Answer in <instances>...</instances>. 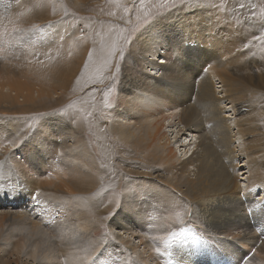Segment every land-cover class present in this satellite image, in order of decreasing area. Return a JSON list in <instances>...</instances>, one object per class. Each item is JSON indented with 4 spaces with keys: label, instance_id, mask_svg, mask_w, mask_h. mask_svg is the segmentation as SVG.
<instances>
[{
    "label": "bare ground",
    "instance_id": "6f19581e",
    "mask_svg": "<svg viewBox=\"0 0 264 264\" xmlns=\"http://www.w3.org/2000/svg\"><path fill=\"white\" fill-rule=\"evenodd\" d=\"M30 1L27 0L26 3L28 6L30 5V7L31 6L33 7L34 5ZM87 1L88 0H75V2L77 3L81 2V4ZM23 7L24 6H22L21 8L20 7L14 8L16 10L13 11L11 9V6L9 5V2L8 4L3 3V5H0V115L2 116L4 115L5 117L10 118L9 132L8 131L5 132H8V135L13 138L17 137L18 136L17 132L18 131L20 132L22 130L21 125L13 123L11 119L14 115H17L16 107L19 106L21 110H27L28 107L30 106L34 107L38 105V102L40 100L43 101V97H46L45 99H49L51 95L57 93L58 89L65 87L67 83V81H65L66 76L69 81L68 82L69 84H67V87L65 88L68 89L69 85L70 88H72L70 82H71V78L73 77L71 76V74L67 75L69 72V70L66 71V69L68 68L67 65L63 63H59L63 59L62 53H57V52L50 53L54 57H50L49 55L47 57L46 55H43L44 54L42 50L43 33L37 26H34L37 25V23L31 21L32 20L30 17L31 13L30 12L28 13V11L26 12ZM226 15L227 17H225V19L233 24L234 21L232 22V19L234 17L232 18L231 14H226ZM213 18L216 19L218 17L215 16ZM167 20L169 24L173 23L172 21L174 20V12L168 14ZM191 24H194V21H192ZM178 25L181 26L180 23H178ZM185 27L186 29L183 28L182 33L187 37L186 39L190 43L192 42L190 39L194 38V32L191 29H189L188 23H185ZM204 28L212 29V25L208 24V22L206 21H202L200 29H204ZM181 29H182L181 27H176L174 30L178 34L181 31ZM220 29L221 28H219V31ZM75 31L76 30L70 31L71 39L75 38V35L73 34L75 33ZM237 31H238L237 27L232 26L227 30V34L229 37H231ZM103 33H104L103 36L106 38L104 42L105 44H102L101 47H98L96 49V56L93 59V63H94L93 67H95V74L97 72L101 73L107 68V64L109 62L105 61L103 58L104 54L107 53V49L104 46L108 45L109 43L111 44V41L114 38L112 32L110 31V27L109 28L106 27V30L103 31ZM151 36L154 38L153 33L149 35V40L151 39ZM239 38L240 36H238V39H236L235 41H232L230 43L227 42L226 44H222L220 42L219 51L215 50L211 46L203 45L201 46V49L199 50L198 54L192 55L188 53L187 55H185V58L184 59L182 58V60L178 63L176 62L177 60L171 62V59L164 60L165 58H163L160 60L158 58L157 63H160L159 69L161 72L157 75H153L155 77H159V80L157 79V81L156 82L154 81V83L152 82L153 80L151 81L149 79L150 78L149 76H152L151 74L155 72L153 71L150 73H146L145 75H142L141 70L137 67L134 50L131 51L129 55V57H131V60L129 61L130 63L127 62V64L124 66L123 70L121 71L120 90H122V93L125 92L133 93L135 91L139 92V91H145L147 89L155 94H157V92L160 93L168 103L177 102L178 104L183 105L179 110V112H177L178 114H176L174 110L168 111V109L165 110L164 108L163 110L155 103H152L150 106H147L151 102V99L146 95L136 96L138 94L136 93L135 96L132 97L130 96L131 97L130 99L132 101H128V106L125 107L123 106L125 104V100H124L125 94L124 95L119 94L120 106H123L129 111V114L134 117V122L132 126L131 124H129V122L118 127L113 126V132L123 142H126L127 144L129 141H133L134 142L133 147H136L138 149V151L134 150L137 154L141 152H145V156L140 159L142 163L145 162H147L148 164L155 163L154 165H156L151 167L144 166L143 168L145 170L141 173H137L138 177L147 176L148 178L151 179L153 178L159 181L161 184H163L164 187H166V185H169L174 190L180 193L181 198L180 197L177 198L174 195H172L170 192L166 191L164 187L161 189L159 188V190L154 189L155 192L157 193H162V194L165 193L166 194L165 198H168L169 200H166L167 203H165L163 208H161L160 205H157L156 207L153 206L152 210L157 212L159 210L161 212H166V213L168 212L169 213L168 216H170L171 219H173V217H177L178 219H182L181 221H185L183 222L182 229H176L179 226L178 224L177 227L169 228L166 234L163 233V231L166 230L165 227L155 228L156 227L155 224V227H153L154 229H152L151 232L154 235L156 234L160 235L162 241V243L160 244L157 243V241H155L156 238H153L151 235H147L144 233L136 235L137 229L135 230L134 227H132V224L135 223L136 225H138L137 224L138 219L134 218L137 210H135L131 206H127V203L124 202L125 204L122 206L120 210V214L117 215L112 220L111 226L112 227L118 226L119 228L124 229L123 234L126 233V235L128 236H123L122 234V237L119 238L121 242L120 245L124 247L126 246L125 248L123 247V249L126 252L130 251L132 255L142 260V262L144 261L148 263L150 260H155L156 255L159 253L157 252V249H159V251H164L165 249L169 248V250L171 249L173 250L170 253L172 254L171 258L174 264H196V261H198V259L200 261V263L198 264H264V238H262V236L264 237V233L262 232V230L264 231V201L263 200L261 201L260 199L257 200V198L253 199L252 197L253 195L248 196V193L253 194L251 189L254 190V188H257L259 186V184H264V168L261 166L264 165V161L262 157H255L253 159L256 168L255 170H253L252 173H250V176L248 177L249 187L246 188L247 192L242 194L241 191H239L241 186L238 184L236 177V172H237L236 170L238 169L236 168L237 155L233 142L234 141L233 140L234 135L232 132L233 129L231 130V127L228 123V119L225 116L222 108L221 96L223 94L219 95L217 93L218 90L215 88L216 85L214 82L215 77L218 78V80H220L219 82L222 83L223 92L225 94L224 98H227L228 100H231L233 102L237 100L238 103L235 102L234 105L235 107L237 106L239 111L250 110L251 113L249 115L255 117V119L256 116L253 115L259 116V113L260 115L264 113L262 110L263 106L259 103V100L257 101L255 99L257 93H259L258 87L255 86V80L253 79L251 81L244 83V81L241 78L237 77V74L239 73V72L237 73V70L241 71L242 67L238 66L236 68L234 66V61L242 60L243 53L241 51L242 49L241 47L243 46V44L246 45L249 42L248 40H247L248 42L247 41L244 42L243 39L239 41ZM209 42L213 43V39H211ZM214 42L216 41L214 40ZM144 48L146 47L144 46ZM67 50H68L67 53L74 54L75 42L71 43ZM177 51H179V47L174 46L172 51H170L169 53V57L174 55L175 52ZM236 52H238V54ZM232 53L234 57H232ZM156 67L157 66L153 68ZM232 68L236 70V74H234L235 72L232 70ZM55 72L57 73L55 74ZM240 74L238 76H240ZM193 76H197L196 82L193 85H189L190 79ZM245 86L250 87L251 96L253 97L250 100V102H253L254 104L249 105L247 104L246 100L241 99L242 92ZM70 91L72 90L70 89L69 92H64L63 93L64 96L69 94ZM139 93L144 94L143 92H139ZM91 94H93V92H91ZM194 94L197 95V98ZM86 95L87 97L86 96L82 97L80 101L82 102L83 105H87L88 110L85 109V106L84 109L86 112H88L87 115H89L92 118L94 116V113L93 111L91 112L89 110L91 107L90 104L91 102L88 99L89 93H87ZM258 98L260 99V97ZM42 101H41L42 106L40 107H44ZM191 101H193L194 103L197 101V103L200 105L201 108L202 107L205 108V111L209 116L210 124L208 126L205 125L198 118H196L195 116L196 108L192 107ZM42 110L45 111L46 109H42ZM258 111L259 113H257ZM149 113L153 119L150 118ZM41 114L42 113L40 112L39 118H44L46 116V115L42 116ZM164 117H167V119L176 117L180 122V124L182 125L180 131L182 130L184 131H182L177 138V142H178L177 145L179 146L187 147L190 144L189 141L182 140V137L185 135L187 130H189V132L190 131L195 133L197 132L198 141H196V145H195L196 149H193L191 151L192 148L190 146V148L186 152L181 153V155L178 156L179 153H177L175 148H173V146L168 145L167 146L168 152L166 153V155L161 153V150L159 149V146L156 144V142L159 140L161 141L167 138L168 136L165 132H161L164 126L162 122V119ZM57 119L63 121L64 123L61 124L63 130L59 135L60 143L58 142V144L60 145V147L64 150L70 149L71 151L72 150L74 151L75 148L78 149L80 147H83V149L86 150L87 149L86 143L83 141L81 137L82 131L85 128L83 124L79 122L78 124L73 125L72 122L69 121L67 117L63 116V114H61V116ZM251 119L250 121L254 120V118L253 120ZM247 120L242 117L237 118L236 126H238V131L240 133H243L244 130H247L246 133H248V131L251 130L249 128H252L251 134H253L252 136H254V138L252 137L251 141L254 140L256 144L258 139L257 140L255 139L261 137V134H263L264 132H262L263 130H261V133H259L260 131L258 130L260 129L261 126L259 128H257L256 126L252 127L251 124L253 122L250 124L251 127L250 125H247L248 123H250V121H248L247 123ZM47 121H51V118H49ZM239 121L241 122L239 123ZM242 123L244 124V126L246 125L248 126L247 129L241 127ZM256 125L258 126V124ZM103 128H105L104 125ZM103 128L101 129L100 127L98 128L97 132L95 131L97 133L96 134L98 139L97 142H99L100 144L98 146V149L102 150V152H104L106 150V147H108V145H106L105 140L103 139V137L106 139V135H107V133H104ZM48 130L49 129H45V131L42 132L43 134L42 136L47 137L46 132ZM67 138L72 139L73 143L70 144V141H68ZM48 141L51 142V140ZM37 142L38 140H33L31 143L28 142L30 144L28 145V149L35 151V143ZM250 149L252 150V153L257 154L258 152L260 153L261 150H263L264 148H257V149L254 148V150L252 148ZM251 150L249 151L251 152ZM84 151L82 150V152ZM88 154H90L89 158H91L92 166L88 169L87 172L79 170L80 172L79 176L74 175V173L72 172L70 173L64 172L61 174L58 170H51V172L55 175V177L58 180L57 179L44 180V179H37L38 177L37 178L34 177V171H33V176L27 174V176H24L25 178H20V180L23 181V184L19 183L20 180H18L19 178H16V176L13 177L10 176L9 178L6 177L7 179L3 177L5 178V180L3 181L0 180V202H4V203H1L2 205L0 206L8 207L9 205H12L13 208H18L19 199H17L15 203H10L9 202V200L11 199L10 197L12 196L13 199V194H17V193L26 194L27 192L29 194V201L33 203V205L34 204L37 205L36 209L40 206L43 209V211L41 212L44 213L49 207L52 208L51 205L53 203L51 204V202L52 201L54 202L55 200H57L55 202L57 203V205L61 203L64 204V207L71 206V209H69V211L72 210L74 207L76 212H73L70 215L75 219L76 222H78L76 229L73 230L71 228L72 229V231H70L71 233H69V230L67 233V230L65 231V229L63 228L61 229L60 233L64 230V232H66L65 233L66 235H62L64 233L62 232L61 234L62 237L60 236L59 233L57 235H59L61 238H59V236L56 238H59L60 242H63L65 244L80 243L81 246L87 245L88 248L94 247L93 243L100 240L103 234L101 232L105 230L103 229L104 224L101 223L100 217L102 218L104 216H110L113 209L116 208L121 202L116 194H110L107 197L106 199V203L108 205L107 208L103 205V201H102V198H104V196L107 195L111 189H116L115 185L117 182V178L119 179L120 177L117 175V176H113L110 181L106 180V182L101 181L98 183L95 182L93 183L92 176L96 171V169H98L97 167H101L102 165L96 162L94 158L96 156L95 153L91 154V152H89L88 150ZM94 154L95 156L93 157ZM38 158L40 157L38 156ZM175 158L182 160L180 161L181 164L180 168L182 169L186 168L188 164L194 165L195 171L193 178H187L183 183L179 184L176 181H170L169 179H165L161 174H158L156 177H152L155 171L156 172L161 171L159 165H157L158 161L172 162V160ZM15 159H10V160L8 159V162L13 160L12 163H14L16 162L14 161ZM79 160L83 161L80 155H79ZM21 162L23 163V161ZM32 163L34 164V162ZM15 164H17L18 168H20V166L23 165V164L18 165V163ZM26 164L27 163L24 164L25 169L23 168L25 171H26ZM12 165L11 167H15ZM64 166H66L67 169L75 170L74 168L71 169L67 167V165ZM103 168L105 174L111 172L109 173V175L112 174L113 172H114L113 174L115 175L116 170L118 169L117 166H115V168L113 169V166L111 165L104 166ZM32 170H36V168L33 167ZM98 171L100 170L98 169ZM143 173H145V175H143ZM21 175L23 176V174ZM39 177L41 178V175ZM74 177L79 179V181L81 179V182H85L84 184H87V182L88 184L84 187H81L83 184L80 185L78 180L77 181L79 184L76 183L75 182L76 179ZM123 177H125V179L127 180L126 183L129 184L128 180L131 179L125 176V174ZM233 181L236 182V186L234 188L233 186L235 185V183L232 186ZM135 182L131 183L130 188L131 186L132 188L130 191H133L132 189H136L138 186H140V183H135ZM90 183L92 184L90 185ZM128 184L127 185L125 184L126 188L129 187ZM24 185L26 186V188H23ZM66 187L67 189L69 187H71V189H73V187L76 188L70 190V192L72 191L75 193V194L73 193L71 194V195H75L74 196L75 198L74 197L70 198L69 196H68L69 198L64 197V200L61 198V193L66 189ZM70 192L68 193L70 194ZM124 192L129 193V191H124ZM49 204L51 205L49 206ZM183 205H186L189 208V211L191 213L189 218H187L183 214L185 210L183 208ZM50 208L48 209V211L49 210L51 211ZM142 209L144 210V208ZM243 209L244 212H242ZM40 210L41 209H39V211ZM146 210H150V209H146ZM29 211L30 210L26 208L20 207V209L18 210L9 209L3 211L0 214V237L3 235L6 236L4 230L8 228L7 225H9V228H11L10 230L9 228L7 229L9 231L13 230L12 229L13 225L10 227L11 224L18 223V227L20 226L19 223L23 225V226L21 225L22 227L20 226V229L22 230V234L20 231L21 242H19V244H17L15 248L16 253H14V255L12 253L13 257H3L2 255H0V264H30L29 262L23 261V259L25 260L26 257L21 258L23 256L20 255L21 248L24 247L23 245L26 244L27 241L30 242V240L33 243L35 242V248L32 257L36 261L40 259L38 264H59V262L57 261L58 255L54 253L55 248H53V250L49 249L50 251L47 250L48 248H44V244L47 245L48 244L47 242L51 243L50 245H48L49 247L56 245L55 242H59V241L54 242L51 238L52 237L51 235L54 234L55 229H57L54 228L55 227L54 224H53L54 227H52V224L51 227L49 226L50 233L52 234H49L46 231L42 232L44 229L43 230L41 229L42 225H45L48 222L47 220L51 217H49V215L45 213V215H43L44 217L41 215V218L40 217L37 218L34 215H31ZM61 212L63 213L64 211ZM64 213L67 214L66 212ZM64 216L62 218H64ZM151 219H149V221ZM65 220L66 218L64 219V221ZM51 221H53V219ZM153 221L155 220H152V224L157 223V221H155L154 223ZM66 222H64V225L66 224ZM93 222H96L97 224H94ZM45 226H43V228H45ZM49 228H46L45 230ZM196 228L198 230L200 228H204V230H206L207 233L209 234L211 233L210 235L211 236L213 235V238L211 237L208 238L212 240V241L209 240L211 241V243H213V241L216 240L218 241L214 245H211L210 243V246L206 247V250H204L205 251L204 254L202 252H200L199 254V250L196 249V247L199 246L200 243L199 240H197L198 235ZM80 230L82 231V234H80L81 237L79 236L80 238H76L74 232H78ZM170 230L173 231L170 232ZM260 230L262 232V235L258 234V236H256L255 232H258ZM13 231H16V229H14ZM173 232L182 233L181 236L179 237V240H181L182 238L181 240L182 242H180L179 249H176V247L174 246L176 241H173L169 246L166 247L165 242L169 240ZM44 233L47 236L46 238L40 236V234L42 235ZM11 235H13V233ZM37 235L40 236V238H38L37 242L33 241L32 239L35 238V236ZM4 236L2 237V239H4ZM11 237L9 238L10 240ZM137 237L141 242L142 245L141 249L139 248L138 245H134L131 243V239ZM36 239L37 237L35 238V240ZM32 242H30V244L33 245ZM206 242H208V240H206ZM33 247L34 246H32V249ZM252 248L255 249L258 258L257 256L256 258L250 256L249 252L252 251L251 250ZM98 251L99 250H95V254L98 253ZM92 255L94 256V254ZM196 256L198 257L195 258ZM243 258L244 259L247 258L248 260L246 259V261H244ZM106 260L107 258H105V255L102 256L98 254L95 256V258H92L91 264H106L105 263ZM70 262L71 264L75 263L74 260H71ZM156 264H159V261H156Z\"/></svg>",
    "mask_w": 264,
    "mask_h": 264
},
{
    "label": "rangeland",
    "instance_id": "374dc122",
    "mask_svg": "<svg viewBox=\"0 0 264 264\" xmlns=\"http://www.w3.org/2000/svg\"><path fill=\"white\" fill-rule=\"evenodd\" d=\"M13 1L15 6L13 4ZM8 2L13 11L16 10L14 8L17 7L21 8L22 6H24L23 7L24 10L26 12L28 11V13L29 12L31 13L30 14V17L32 19L31 21L37 23V25L34 26H37L43 33L42 34V50L44 53L43 55H46L47 57L48 55L50 57H54L50 53L52 52L62 53L63 59L59 63L66 64L68 67L66 71L69 70L67 75L71 74V76L73 77L71 78V82H70L72 88H70V85L68 86V89L65 88L67 87V84H69L68 83L69 81L66 76L65 81H67V83L65 87L58 89L57 93L51 95L49 99H45L46 97H43V101L40 100L38 102V105L34 107L30 106L28 107L27 110H21L19 106L16 107L17 115H14L11 119L13 123L21 125L22 130L20 132L19 131L17 132L18 133L17 137L13 138L8 135L10 129L9 127L10 118L5 117L4 115L3 116L0 115V128H1L0 129V176L2 177V178L0 177V180L3 181L5 180L6 177L9 178L10 176L12 177L16 176V178H19L18 180H20V178H25L24 176H27V174L33 176V171H34V177L36 178L38 177L37 179H44V180L57 179L55 175L51 172V170H58L61 174L64 172L67 173L72 172L74 173V175L79 176L80 174L79 170L87 172L88 169L92 166L91 158H89L90 154H88V150H89L91 154L93 153L96 154V156L94 154L93 157L95 156L94 158L96 162L102 165L101 167H97L100 171L96 169V171L94 172L92 176L93 183L94 182L98 183L101 181L106 182V180L110 181L113 176H117V175L120 177L119 179L117 178V182L115 185L116 189H111L108 192V194L105 195L104 198H102L103 205L106 208L108 207L106 203V199L110 194H116L121 202L117 206L118 208L116 207L117 209L116 208L113 209L110 216H104L102 218L100 217L101 223L104 224L103 229L105 230H103L104 232L103 231L101 232L103 234L100 240L93 243L94 247L88 248L87 245L81 246L80 243L65 244L63 242H60L59 238H61L62 235H66L65 234L66 232H64V230L62 231L64 232L63 234L62 232L60 233L61 229L64 228L65 231L67 230V233L68 230L69 233H71L70 231H72V229L73 230L76 229L78 222H76L75 219L70 215L73 212H76V210L73 207V209L70 210L72 212H70L69 209H71V206H65L66 207L65 208L64 204L59 203L57 205V203H55L57 200H55L54 202L52 201L51 204L52 203L53 204L52 205L49 204V206L51 205L52 208L47 206L51 209V211L50 210L48 211L49 209L48 208L45 212L51 218H49L50 220L49 219L47 220L48 221L47 223L45 222L47 224V225L45 224L46 226L42 225L41 229L44 230L41 231L42 232L46 231L47 233L52 234L50 233V228H49V226L51 227L52 224V227L55 226L54 228L57 229H55L56 234L55 233L52 234L51 238L54 242L55 241H59V242H55L56 245H53L51 247L48 246L51 243L47 242L48 244L47 245L44 244V248H48L47 249L48 251H50L49 249L53 250V248H55L54 253L58 255L57 261L59 262V264H71L70 262L71 260H74L75 263L73 264H91L92 258H95V256L98 254L102 256L105 255V258H107V260L105 261L106 264H133V263L156 264V261H159V264H174L171 258L172 254L170 253L173 250L172 249L169 250V248L167 249L164 248L166 251L165 250L159 251V253L156 255V259L154 258L155 260H150L148 263L144 261L142 262V260L132 255L130 251L126 252L123 249L124 246L120 245L121 242L119 238L122 237L124 229H121L118 226H113V227L111 226L112 220L117 215L120 214V210L122 206L125 204L124 202L127 203V206H131L135 210H137L134 218L138 219V223H137L138 225H136L135 223L132 224V227H134L135 230L137 229L136 235L143 233L147 235H151L153 238H156L155 241H157V243L160 244L162 243L160 235L158 234L154 235L151 232L152 229H154L153 227H155V224H156L155 228L165 227L166 230H164L163 233L166 234L169 228L177 227L178 224L179 226L176 229H182L183 222H185V221H181L182 219H178L177 217H173V219H171V217L168 216L169 214L168 212L167 213L161 212L160 210H159L160 212L159 211L157 212L152 210V207L153 206L156 207L157 205H160V207L163 208L165 203H167L166 200H169L168 198H165L166 196L165 193L164 194L157 193L154 190V189L159 190V188L161 189L164 186L159 181L153 178L151 179L148 178L147 176L138 177L137 173L143 172L145 170L143 168L144 166L151 167L156 165H154L155 163H150V164H148L147 162L142 163L140 159L145 156V152H141L137 154L134 151V150L138 151L136 147H133L134 142L129 141L128 142L129 145L126 142H123L113 132V126L118 127L126 124L127 122H129L131 126L133 125L134 117L130 115L129 111L123 106L127 107L128 101H132L130 98L132 96H135L136 93H138L136 96L146 95L151 99V102L147 106H150L152 103H155L159 107H161V109L163 108L165 110L168 109V111L174 110L176 114H178L177 112H179V110L183 105L178 104L177 102L168 103L160 93L157 92V94H155L147 89L145 91H139V92H143L144 94L139 93L138 91L137 92L135 91L133 93H128V92L122 93V90H120L121 71L123 70L127 62L131 60V57H129V55L130 52L134 50L137 67L141 70L142 75H145L146 73H150L153 71L155 72L151 74L152 76H149L150 77L149 79L151 81L153 80L152 82L154 83V81L156 82L157 79L159 80V77H155L153 75H157L161 72L159 69L160 63H157L158 58L160 60L163 58H165L164 60L171 59V62L177 60L176 62L178 63L182 60V58L184 59L185 55H187L188 53L192 55L198 54L199 50L201 49V46L203 45L211 46L215 50L219 51L220 42L222 44H226L227 42L230 43L238 39V36H240L239 41L243 39L244 42H246L247 40L249 42L247 41L248 42L247 47H245L244 44L241 47L242 48L241 51L243 53L242 60L234 61V66L236 68L238 66L242 67L241 71L237 70V73L239 72L237 74V77L241 78L244 81V83L251 81L253 79L255 80V86L258 87L259 89V93H257L255 99L257 101L259 100V103L263 106L262 110L264 112V0H143V2L142 0H88L87 2H83L82 4L81 2H79L80 4L75 2V0H31L30 2L34 5L33 7L27 5L26 3L27 0H0V5H3V3L8 4ZM241 5H243V7ZM171 12H174V20L172 21L173 23L169 24L167 19H168V14ZM226 14H231L232 18L234 17L232 19V22L234 21L233 24L225 19V17H227ZM215 16L218 18L216 19L213 18ZM192 21H194V24H191ZM202 21H206L208 22V24L212 25V29H207V28L200 29ZM178 23H180L181 26H179ZM185 23H188L189 29H191L194 32V38L190 39L192 41L190 43L186 39L187 37L182 33L183 28L186 29ZM232 26H236L238 31L234 33L233 36L229 37L227 34V30ZM106 27L108 28L110 27V31L112 32L114 37L113 40L111 41V44L109 43L108 45L104 46L107 49V53L104 54L103 58L105 61L109 63L107 64V68L103 72L101 73L97 72L95 74V67H93L94 65L93 59L96 56V49L98 47H101L102 44H105L104 42L106 38L103 36L104 35L103 31L106 30ZM176 27L182 28L178 34L174 30ZM219 28H221L220 31ZM73 30H76L75 33H73L75 35V38L71 39L70 31ZM151 33H153L154 38L151 36V39L149 40V35ZM255 36H260L261 39L259 40L254 39ZM211 39H213V43L209 42ZM214 40L216 42H214ZM74 42H75V53L74 54L67 53L68 52L67 49L69 45ZM144 46L146 48H144ZM174 46H178L179 51L175 52L174 54L175 56L172 55L169 57V53L170 51H172ZM236 53L238 54V52ZM232 57H234L233 53H232ZM155 66L157 67L153 68ZM232 70L235 72L234 74H236V70L233 68ZM56 73L57 72H55V74ZM239 74L240 76H238ZM196 79L197 76H193L190 79L189 85H193L196 82ZM219 81L220 80H218V78L216 77L214 78V82L216 85L215 88L218 90L217 93L219 95L223 94L221 96L222 97L221 99H222V108L224 114L228 119V123L231 127V130L233 129L232 130L234 135L233 142L237 155L236 168L238 169L236 170L237 171L236 177L238 184L241 186L239 191H241V193L243 194L247 192L246 188L249 187L248 177L250 176V173H252L253 170H255L256 168L253 159L255 157H262L264 161V149L261 150L260 153L258 152L257 154L252 153V150L250 149L252 148L254 150V148L255 149L264 148V135H263L264 133L261 134V137L255 139V140L258 139L257 141L258 144L257 142L255 144L254 140H252L253 142L251 141L252 137L254 138V136H252L253 134H251L252 128H249L251 130H249L248 133H246L247 130H244L245 132L243 131V133H240L238 131V126H236L237 118L242 117L246 120L248 119L247 120L248 123V121H250L252 117L251 115H249L251 112L250 110L239 111L237 106L235 107L234 105L235 102L238 103L237 100L233 102L231 100H228L227 98H224L225 94L223 92L222 83H220ZM69 88L73 92L70 91L69 94L64 96L63 93L69 92L70 90ZM89 91L93 92V94H91V92ZM87 93H89L88 99L91 102L90 103L91 107L89 110L91 112L93 111L94 113V116L92 118L89 115H87L88 112L85 111V109L88 110L87 105H83L82 102L80 101L82 97L85 96L87 97L86 95ZM119 94H123V95L125 94V98H124L125 104L123 106H120ZM194 95L197 98V95L196 94ZM258 97H260V99ZM252 98L253 97L251 96L250 87L245 86L242 92L241 99L246 100L247 104L250 105V104H254L253 102H250ZM41 101L44 107H40L42 106ZM191 102H192V107L196 108L195 110L196 118H198L200 121H202L205 125L208 126L210 122H209V116L205 111V108L203 107L201 108L200 105L197 103V101L195 103L193 101ZM41 108L46 110L44 111ZM40 112L42 113L41 114L42 116L43 115L46 116L44 118H39ZM257 113H259V111ZM61 114L67 117L68 120L71 121L73 125H76L79 122L83 124L85 128L82 131L81 137L83 141L86 143L87 146L86 150L83 149V147H80L78 149L75 148L74 151L73 150L71 151L70 149L64 150L60 147V145L58 144V142L60 143L59 135L63 130L61 124L64 123L63 121L57 118H59ZM253 116H256V119L255 117H252L251 120H253L254 118L255 123L253 120L250 121V123H248L247 125H250L253 122L251 124L252 127L256 126L257 128H259L261 126L258 131H260L259 133H261V130H263L262 132H264V113L261 115L259 113V116L258 115H253ZM49 118H51V121H47ZM150 118L153 119L151 115ZM162 122L164 126L161 132H165L168 136L167 138L156 142V144L159 146V149L161 150V153L166 155V153L168 152V148H167L168 145L173 146V148H175L177 153H179L178 156L181 155V153L186 152L190 148V146L192 148L191 151L193 149H196L195 145H196V141H198L197 132L196 133L191 131L189 132V130H187L185 135L182 137V140L189 141L190 144L187 147L179 146L177 145L178 144L177 138L178 135H180L181 132L184 130L180 131L182 125L180 124L178 119L176 117L170 119L164 117L162 119ZM240 122L241 121H239V123ZM243 123L241 127L247 129L248 126L247 125L244 126ZM256 124H258V126ZM103 125L105 128H103ZM100 127L101 129L103 128L104 133H107L106 139L103 137V139L106 142V145H108V147H106V150L104 151L105 154L104 152H102V150L98 149V146L100 144L99 142H97L98 139L96 132ZM45 129H49L46 132L47 137L42 136L43 135L42 132L45 131ZM33 140H38V142L35 143V151L28 149V145H30L29 143H31ZM48 140H51V142ZM68 141H70V144L73 143L72 139H68ZM82 150L83 151L85 150L86 152L85 151L82 152ZM249 150H251V152ZM79 155L81 156V159H83V161L79 160ZM38 156L40 158H38ZM8 159L9 160L15 159L14 161L16 162L12 163L13 160L8 162ZM85 160L88 162H86ZM21 161H23V163ZM180 161L182 160H179L178 158L173 159L172 160L173 163L171 161L168 162L158 161L157 165H159L161 171H157V172L155 171L152 177H156L158 174H161L165 179H169L170 181H176L179 184L183 183L187 178H193L195 171L194 165L188 164L186 168L182 169L180 168L181 166ZM32 162H34V164ZM15 163H18V165H20L21 163L23 165L27 163L26 171L24 170L25 165L23 167V165L21 164L22 166L18 168L17 164ZM10 164L11 165L13 164L12 166L15 167H11ZM64 165H67V167L71 169L74 168L75 170L67 169L66 166ZM110 165L113 166V169L115 168V166L118 167L115 175L113 174L114 172L110 175L109 173L111 172L105 174L103 167ZM16 166L17 169L19 170L16 169ZM27 166L29 167V169ZM261 166L264 168V165ZM33 167L36 168V170H32ZM21 168L24 169L22 170ZM18 171L21 173H19ZM21 174H23V176ZM124 174L125 176L131 179L128 180L129 184L126 183L127 180L125 179V177H123ZM40 175L41 178L39 177ZM143 175H145V173H143ZM74 178L76 179V180L74 179L75 182L78 183L79 179H77L76 177ZM134 182L140 183V186H138L136 189H132L133 191H130L132 188V186L130 188V185L131 183ZM19 183L23 184V181L20 180ZM79 183L80 185L83 184L81 187H84L88 184V182L87 184H84L85 182H81V179ZM232 183H233L232 186L235 183V185L233 186L234 188L236 186V182L233 181ZM91 184L92 183H90V185ZM125 184L126 185L128 184L129 187L126 188ZM25 185L23 186V188H26ZM259 186L257 188H254V190L251 189L253 194L248 193V196L253 195L252 196L253 199L257 198V200L260 199L261 201L262 200L264 201V184H259ZM261 186L263 187V189ZM164 188L166 189V191L170 192L175 197L177 198L180 197V193L174 190L171 186L166 185V187ZM66 189L63 192L67 194H64L63 192L61 193V198L63 200L64 197L72 198L75 196V195H71L72 193L75 194L74 192L72 191L70 192V190L76 189L75 187H73V189H71V187H69L67 190ZM124 191H129V193ZM68 192H70V194ZM10 198H11L9 200L10 203H15V201L19 199L18 200L19 207L13 208L12 205H9L8 207L0 206V211H1L0 214L3 211L9 209L18 210L20 209V207H22L30 210L29 213L37 218L39 217L41 218V215L42 216L45 215L44 212H41L43 211V209L40 206L36 209L37 205L35 204L33 205V203L29 201V194L27 192L26 194L23 193L13 194V199L12 196ZM1 203L4 202H0V205H2ZM142 208H144L145 211ZM183 208L185 209L183 213L184 216L189 218L191 213L189 211L188 206L183 205ZM39 209L41 210L39 211ZM59 209L61 211L66 212L67 214H65L64 212L62 213ZM146 209H150V210H146ZM36 210L38 211V213ZM53 211L54 212L57 211V212L54 213ZM51 212L53 213V215L55 214L54 215L55 217L52 215ZM242 212H244V209L242 210ZM63 216L64 218H62ZM65 218L67 222L66 220L64 221ZM52 219L54 222L51 221ZM149 219L151 220L149 221ZM152 220L157 221V223H154L155 221H153L154 224H152ZM64 222H66L65 225ZM93 223L97 224L96 222ZM19 225L21 226L22 224L19 223ZM11 226L12 229L13 230L16 229V231L13 230H11L12 232L9 231L11 228H9V225H7L9 230H7L8 228L5 230L9 232H6L5 230L4 232L6 236L8 233V236L6 237L3 235L4 239H2L3 236L0 237L1 239L0 255H2L3 257H13L14 253H16L15 248L17 244L21 242L20 231L22 234V230L20 229V226L18 227V223L11 224L10 227ZM43 226H45V228H43ZM46 228L49 229L45 230ZM200 229L203 230L201 231ZM200 229L199 230L197 229V235H198L197 240H199L200 243L199 246L196 247V249L199 250V254L200 252L204 254L205 253L204 250H206V247L210 246V243L212 241L211 239L208 238L210 237L213 238V235L211 236L210 235L211 233L210 234L207 233L206 230H204V228H200ZM172 231L173 230H170V232ZM258 232H255L256 236H258V234L262 235V232L264 233L263 230L262 232L261 230ZM12 233L13 235H11ZM59 233L61 237L57 235ZM74 234L76 238H80L81 237L80 234H82V231L80 230L78 232H74ZM207 234L209 235V237ZM38 235L35 236V238L37 237L36 240L35 238H33L32 240L37 242L40 236H43V238L47 237L45 233L42 235L40 234V236ZM9 236L10 237L12 236L11 240L9 239L10 238ZM58 236L59 238H56ZM123 236H128V235L124 233ZM262 238L264 237L262 236ZM181 240L175 242L174 246L176 247V249H179L180 242H182ZM206 240H208L209 243L206 242ZM30 242L32 241L30 240ZM30 242L27 241L26 244L28 246L24 244L23 245L24 249L21 248L20 255L23 256L21 258L26 257L25 260L23 259V261L29 262L30 264H36V262L38 264L40 259L36 261L32 257L35 248V242L34 243L32 242L33 245L30 244ZM217 242H218L217 240L213 241L211 245H214ZM131 243L134 245H138L140 249L142 248L141 242L139 241L138 237L132 238ZM31 245L34 246L33 249ZM25 248L27 252L25 251ZM30 248L32 251L30 250ZM253 248L251 249L252 251L250 250L251 252L249 253L251 257L253 256L254 258H256L257 255L255 249ZM95 250H99L98 253L95 254ZM92 254H94V256ZM197 257L198 256H196L195 258ZM246 259L247 258H245L244 261H246ZM198 263H200L199 259L198 261H196V264Z\"/></svg>",
    "mask_w": 264,
    "mask_h": 264
},
{
    "label": "snow or ice",
    "instance_id": "6c2138e0",
    "mask_svg": "<svg viewBox=\"0 0 264 264\" xmlns=\"http://www.w3.org/2000/svg\"><path fill=\"white\" fill-rule=\"evenodd\" d=\"M143 2V0H142ZM243 7V5H241ZM254 39H261L260 36H255ZM248 45L246 44L245 47H247ZM182 233H178V232H173L171 237L169 238L168 241H166V247L169 246L173 241H178L179 240V237L181 236ZM157 252H159V249H157Z\"/></svg>",
    "mask_w": 264,
    "mask_h": 264
}]
</instances>
